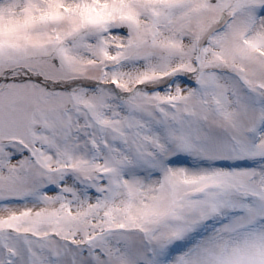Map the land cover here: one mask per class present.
<instances>
[{"label":"snow or ice","instance_id":"obj_1","mask_svg":"<svg viewBox=\"0 0 264 264\" xmlns=\"http://www.w3.org/2000/svg\"><path fill=\"white\" fill-rule=\"evenodd\" d=\"M0 264H264V0H0Z\"/></svg>","mask_w":264,"mask_h":264}]
</instances>
